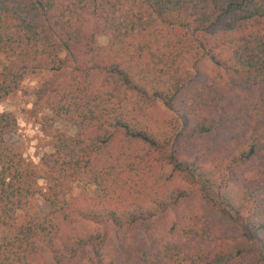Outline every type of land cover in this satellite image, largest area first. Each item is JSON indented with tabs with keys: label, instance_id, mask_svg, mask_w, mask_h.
<instances>
[{
	"label": "trees",
	"instance_id": "16d2710c",
	"mask_svg": "<svg viewBox=\"0 0 264 264\" xmlns=\"http://www.w3.org/2000/svg\"><path fill=\"white\" fill-rule=\"evenodd\" d=\"M38 55L51 148L0 111V264H264V0H0V103Z\"/></svg>",
	"mask_w": 264,
	"mask_h": 264
},
{
	"label": "rangeland",
	"instance_id": "374dc122",
	"mask_svg": "<svg viewBox=\"0 0 264 264\" xmlns=\"http://www.w3.org/2000/svg\"><path fill=\"white\" fill-rule=\"evenodd\" d=\"M107 39L103 36L99 37L97 44L104 46ZM135 45L137 48H142L152 55L157 62L163 59L165 46L158 37L150 32H145L136 36ZM6 60L0 56V65ZM34 70L28 73L22 80L19 89L4 101L0 103V111L11 113L16 119L15 130L6 137L8 145L18 151L25 160L38 168L44 170L41 164V157L49 152L51 141L46 137L42 124L47 119V111L42 110L35 112L32 107L33 95L32 91L50 75L52 60L45 55H38L34 61ZM61 130L72 133L71 126L67 123H58ZM46 180L38 181V188L43 192L46 188ZM91 190L93 187L90 188ZM85 190V187L80 184H74L70 192L63 197L69 199ZM47 210V203L41 195L32 197L29 201L28 213L30 215H42ZM20 220V218L18 219ZM11 236V231L0 226V243Z\"/></svg>",
	"mask_w": 264,
	"mask_h": 264
}]
</instances>
